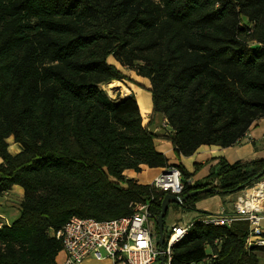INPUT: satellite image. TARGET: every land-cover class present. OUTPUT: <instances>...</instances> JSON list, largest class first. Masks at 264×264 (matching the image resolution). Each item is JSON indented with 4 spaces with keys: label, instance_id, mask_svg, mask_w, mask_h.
I'll list each match as a JSON object with an SVG mask.
<instances>
[{
    "label": "trees",
    "instance_id": "1",
    "mask_svg": "<svg viewBox=\"0 0 264 264\" xmlns=\"http://www.w3.org/2000/svg\"><path fill=\"white\" fill-rule=\"evenodd\" d=\"M110 58L150 80L178 157L231 146L264 117V0H0V196L24 190L18 217L0 219V264H59L55 233L73 215L112 219L151 201L157 218L166 192L128 169L177 166L188 197L168 209L198 216L199 200L264 177V159L221 157L191 181L157 149L136 97L101 87L128 79ZM248 234L247 221L195 220L171 264H260Z\"/></svg>",
    "mask_w": 264,
    "mask_h": 264
},
{
    "label": "built area",
    "instance_id": "2",
    "mask_svg": "<svg viewBox=\"0 0 264 264\" xmlns=\"http://www.w3.org/2000/svg\"><path fill=\"white\" fill-rule=\"evenodd\" d=\"M150 183L166 194L179 195L183 189L182 174L175 165L163 168ZM234 195L233 208L229 211L222 209L172 224L164 234L162 248L151 201L137 203L131 214L112 219L73 215L55 233L62 243L64 257L60 264H82L88 256L109 259L112 264H171L173 245L184 238L195 220L213 226H232L247 221L246 245L264 246V177Z\"/></svg>",
    "mask_w": 264,
    "mask_h": 264
},
{
    "label": "crops",
    "instance_id": "3",
    "mask_svg": "<svg viewBox=\"0 0 264 264\" xmlns=\"http://www.w3.org/2000/svg\"><path fill=\"white\" fill-rule=\"evenodd\" d=\"M110 62L115 63L124 74L128 76V79H124L123 81L117 80L128 90V93L122 90V96L133 94L136 97L144 124L157 134V137H155L157 149L169 158L170 163L180 162L189 171L194 172L191 178L192 181L206 179L210 172L217 168L218 161L221 157L225 158L230 163L247 159H264V117L254 122L241 140L231 146L220 147L202 145L192 155H182L178 157L174 151L171 140L168 138L172 133V128L168 123L165 125L166 118L162 114H154L150 80L147 77L138 75L132 69L121 66L113 58H110ZM8 149L15 154L21 150V147L12 139L9 141ZM163 168H149L146 166L141 172L128 169L125 171V174L130 177H135L140 181L139 176L146 173L148 179H146V182L142 181V183H150ZM12 193H18L21 197L16 205L8 201L5 203L4 200L6 196H0V217L4 218L7 223H11L18 217L20 210H18V213L17 208H19V204L23 198L24 190L22 187L15 185L10 190L11 195ZM234 197V193L224 196L215 195L203 201H199L197 203V208L203 210L206 214L217 213L222 209L229 211L233 208ZM11 205L15 207H11ZM199 214L198 212H194L191 219L196 218ZM262 225L264 227V219L262 220ZM209 251L211 252V250H208V252ZM63 257V252H60L57 256V262L59 264ZM202 263L205 264L204 262ZM82 264H112V262L109 259L97 260L92 256H88L83 260ZM260 264H264V253L260 256Z\"/></svg>",
    "mask_w": 264,
    "mask_h": 264
},
{
    "label": "rangeland",
    "instance_id": "4",
    "mask_svg": "<svg viewBox=\"0 0 264 264\" xmlns=\"http://www.w3.org/2000/svg\"><path fill=\"white\" fill-rule=\"evenodd\" d=\"M106 85L107 84L101 85V87L107 91V93L109 94L110 97L116 98V99H119L120 97H122V89H118L113 94H110V92L106 88ZM12 139H13L12 137L9 138V141H11ZM128 177H130V176H128ZM139 179L141 182L142 181L146 182V179H148V177H146V173H144L141 176H139ZM147 181H149V180H147ZM5 196H6V198H5L4 202L6 203L8 201L10 203H13V205H16L20 201V198H21L18 193H12V195H11L9 192V193L5 194ZM210 197H213V196H210ZM210 197H208V198H210ZM203 200L204 199H201L199 201H203ZM13 205H11V207H15ZM18 210H19V208H17V212H18ZM167 213H168V215L166 217H164V229L166 231L171 227L172 224L184 223L186 221H189L191 219V217L194 215L193 211H185V210L181 209L180 207H173V206L169 207V209L167 210ZM0 219L2 221H5V219L2 217H0ZM200 264H203V263L200 262Z\"/></svg>",
    "mask_w": 264,
    "mask_h": 264
},
{
    "label": "water",
    "instance_id": "5",
    "mask_svg": "<svg viewBox=\"0 0 264 264\" xmlns=\"http://www.w3.org/2000/svg\"><path fill=\"white\" fill-rule=\"evenodd\" d=\"M208 190L209 188L194 190L193 192L190 193V195H194L196 193H201ZM187 197L188 196H180L170 193L165 194L161 204V212L156 218V223L158 226V234H159V243L161 248L163 247V243H164V217L166 215L169 203L173 201L175 203L182 204Z\"/></svg>",
    "mask_w": 264,
    "mask_h": 264
},
{
    "label": "bare ground",
    "instance_id": "6",
    "mask_svg": "<svg viewBox=\"0 0 264 264\" xmlns=\"http://www.w3.org/2000/svg\"><path fill=\"white\" fill-rule=\"evenodd\" d=\"M106 88L108 89L110 94H113L118 89H122L123 91L128 93V90L125 88V86L121 82H119L115 79L113 81L107 83Z\"/></svg>",
    "mask_w": 264,
    "mask_h": 264
}]
</instances>
